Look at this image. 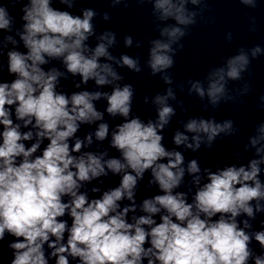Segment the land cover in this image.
Instances as JSON below:
<instances>
[{
    "label": "clouds",
    "instance_id": "9594fccd",
    "mask_svg": "<svg viewBox=\"0 0 264 264\" xmlns=\"http://www.w3.org/2000/svg\"><path fill=\"white\" fill-rule=\"evenodd\" d=\"M60 3L72 8L75 0ZM121 3L127 7L126 0H112L113 7ZM137 3H151L157 21H174L162 28L157 25L161 39L150 40L146 62L152 76L161 74L163 82L171 85L168 70L174 68V57L184 47L180 41L197 25L198 17L215 22L210 16L205 19L207 0ZM239 3L255 8L257 0ZM17 5H22L20 28L13 14ZM96 15L90 8L83 9L82 15H72L53 7L52 0L0 3V30L15 32L27 50L15 47L18 41L13 35L0 39V50L9 43L14 46L7 52V72L13 78L0 81V241L6 232L14 237L8 245L13 256L10 264H49L50 258H55V264H70V257L74 264H264V254L257 255L249 247L254 239L264 249V231H246L252 228L249 219L264 212L260 179L264 124L249 138L246 149H255L258 158L246 166L205 168L206 179L197 159L189 160L185 167L183 153L162 143V133L176 115L168 103L176 100L173 89L152 98L154 120L135 115L136 89L120 83L124 78L113 64L141 73L139 57H114L109 49L116 43V34L111 31L96 36L98 42L90 47L87 41L95 35ZM103 19L108 20L109 15L105 13ZM132 43L131 36L124 38L125 47ZM261 51L259 45L253 47L252 59ZM53 61L62 64L64 71L45 67ZM250 65L249 53L241 49L223 67L208 72L207 87L201 81H189V94L195 93L201 100L207 97L214 108L221 101L235 102L226 85L241 80L242 73L251 75ZM69 74L79 77L78 82L73 81L76 89L93 81L97 89L110 86L111 91L69 94L61 86ZM249 90L245 84L243 92ZM260 99L264 107V95ZM101 100L106 101L104 111L95 103ZM105 113L121 119L111 133ZM82 125L96 127L81 138L77 133ZM183 127L172 142L193 152L202 145L211 149L222 134L233 136L239 131L231 119L220 123L214 118L189 119ZM94 139L109 140L119 156H110L108 149L86 150ZM100 147L97 143L96 148ZM146 173L151 177L147 187L156 186L160 194L137 205L136 192ZM186 173L195 186L191 202V187L188 192L178 191ZM109 174L120 177L118 186L104 190L98 198L90 197L89 192L100 193L101 189L86 185L92 181L102 184L101 178ZM125 200L130 203L122 206ZM241 215L249 219L238 221Z\"/></svg>",
    "mask_w": 264,
    "mask_h": 264
},
{
    "label": "water",
    "instance_id": "95a60500",
    "mask_svg": "<svg viewBox=\"0 0 264 264\" xmlns=\"http://www.w3.org/2000/svg\"><path fill=\"white\" fill-rule=\"evenodd\" d=\"M5 0H0L4 3ZM127 7L123 3L112 6V0H75L74 6L68 8L67 5L60 3V0H52V6L58 10L69 11L72 15H82L83 9H93L97 15L93 19L95 35L90 37L87 43L90 47H95L96 36L105 31H111L116 34V43L109 49L114 57L119 59L121 55L127 54L133 58L139 57L141 73H135L127 68L118 67L115 63L113 67L118 73L123 76L121 84L130 83L136 89L133 113L140 116L144 121L156 118V106L152 104V98L157 94H164L171 87L176 95V100H169L168 103L175 109L176 115L172 117L169 125L164 132V140L162 143L169 150L181 151L185 157V167L191 159H197L201 167V175L206 179L203 173L205 168H210L216 171L218 168H223L235 164L237 166L247 165L248 161L253 158H258L255 155V149L246 146L249 143V138L256 134V127L264 124V107H261L262 101L260 97L264 95V0H257L256 7L239 3V0H207L208 9L204 13L205 19L209 16L214 18L213 22H205L199 17L198 23L191 29L188 36L183 38L180 43L184 47L177 51L174 59V68L168 72L172 76L173 83L165 84L161 79V74L152 76L150 70L146 66L148 60V50L151 47L150 40L161 39L157 25L160 28L174 23V21L160 22L152 15V4L146 3L140 5L137 0H126ZM20 7L17 5L16 11L13 13L17 17L16 27L20 28L22 21L20 16ZM192 8V5H189ZM107 13L108 20H104L103 16ZM254 18V23H253ZM254 28V30H253ZM229 34L231 39H229ZM6 35H13L18 41L15 46L19 51L26 52L23 43L19 41V37L15 32H5L0 30V39ZM131 36L133 43L130 47H125L124 38ZM137 44L140 46L137 47ZM259 45L262 49L257 58L252 59L250 50ZM12 44H8L6 48L0 50V65H3V72L0 73V81L8 82L13 77L7 72V52L13 49ZM176 48V45H173ZM243 49L249 53L251 60L250 73H242V79L239 81H228L226 87L230 95L236 97L235 102L228 101L221 103L215 108L209 103L207 97L201 100L195 93L189 94V81H201L207 87V74L213 68L223 67L226 59L237 55ZM56 66L61 71H64L63 65L58 61L51 62L48 66ZM79 81V77H71L67 80H61V86L69 93L79 90H100L111 91L110 86L97 89L93 81H89L87 85H81V89L74 87L73 81ZM245 84L249 85L250 90L247 93L243 92ZM148 101L145 103V97ZM243 101V103H241ZM97 109L104 111L106 101L101 100L95 102ZM215 119L220 123L231 119L234 121V128L239 131L233 136L218 137L211 149L204 145L201 149L193 152L185 149L183 146L177 147L173 144V136L176 131H184L183 125L189 119ZM105 122L109 123L110 133L116 124L121 122L120 118L113 119L105 113ZM95 125H82L77 136L83 138L88 132L95 130ZM191 135V134H188ZM110 140V135H109ZM109 140L97 142L94 139L93 146L90 151H99L108 149L110 156H119V153L110 148ZM30 143V142H26ZM47 143V142H45ZM100 143V149L96 148V144ZM44 145H42L43 147ZM150 174L146 173L145 178L138 185L136 192V203L139 205L144 198H150L156 194H160L156 186L148 188ZM104 182L92 181L86 185L88 189L99 187L100 193L89 192L90 197L98 198L104 190L111 187H116L119 184L120 177L109 174L106 178H101ZM261 182L264 183V164L261 165ZM192 177L187 173L184 182L178 191L188 192L189 187L192 192L189 193V202L191 196L194 195L195 186L190 184ZM203 182V179H202ZM130 203L123 201L122 206ZM255 204V201L252 202ZM264 203V201H262ZM139 213V210L136 213ZM133 215L129 214V217ZM71 223L70 217H64ZM158 219V217H157ZM238 221L249 219L245 215L237 218ZM252 224L251 229H246L248 232L264 231V212L256 213L254 220L249 219ZM243 227V224H240ZM14 240V237L5 233V238L0 241V264H10L13 256L12 250L8 245ZM257 255L264 254V249H261L258 242L254 239L249 245ZM46 255L48 254L47 246H45ZM70 264H74L72 258H69ZM49 264H55V258H50ZM146 264V261H145ZM249 264H252L250 261Z\"/></svg>",
    "mask_w": 264,
    "mask_h": 264
}]
</instances>
